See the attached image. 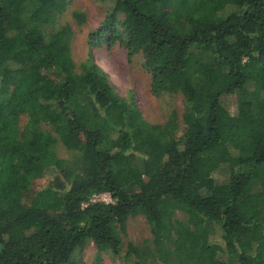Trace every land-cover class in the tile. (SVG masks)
Wrapping results in <instances>:
<instances>
[{
    "label": "trees",
    "instance_id": "1",
    "mask_svg": "<svg viewBox=\"0 0 264 264\" xmlns=\"http://www.w3.org/2000/svg\"><path fill=\"white\" fill-rule=\"evenodd\" d=\"M67 5L0 0V264H77L90 242L121 264H264V0H115L89 44L141 55L154 96H181L162 122L91 53L76 71ZM137 215L150 236L124 243Z\"/></svg>",
    "mask_w": 264,
    "mask_h": 264
},
{
    "label": "rangeland",
    "instance_id": "2",
    "mask_svg": "<svg viewBox=\"0 0 264 264\" xmlns=\"http://www.w3.org/2000/svg\"><path fill=\"white\" fill-rule=\"evenodd\" d=\"M115 0H68L67 10L62 17V21H68L73 28L74 36L72 40V56L76 64V71L79 72V64L89 53H91L95 63L104 70L115 89L122 97H126L131 92L136 103L141 110L143 116L151 122H162V114L164 108L169 104L175 106L177 111L182 108L181 96L168 99L169 104L160 102L150 89V74L143 65V58L136 54L132 58H127L125 49L119 44L111 47L105 45H90L88 34L95 29L107 13L114 7ZM79 10L85 14V22L78 26L72 18V11ZM119 18H123V14L119 13ZM222 104L228 109L230 114L236 112V96L228 95L222 99ZM25 122V118L21 119V125ZM56 150L59 156L68 157L67 151L56 142ZM27 153V152H26ZM219 176V175H217ZM45 182L44 179L40 180ZM112 198V197H111ZM176 217L181 220H187L189 214L186 212H177ZM150 236L149 229L145 219L140 216H133L127 220L126 234L123 235L124 243L133 241L139 243ZM181 248L191 246V240L188 236L183 235L177 240ZM77 264H121L104 253L97 254L95 246L90 242L81 251L77 258ZM123 264V263H122ZM125 264H132L131 261Z\"/></svg>",
    "mask_w": 264,
    "mask_h": 264
},
{
    "label": "built area",
    "instance_id": "3",
    "mask_svg": "<svg viewBox=\"0 0 264 264\" xmlns=\"http://www.w3.org/2000/svg\"><path fill=\"white\" fill-rule=\"evenodd\" d=\"M91 202L95 201H102L105 203H111L113 202V199L111 198L110 194L108 192H102V193H95L90 197Z\"/></svg>",
    "mask_w": 264,
    "mask_h": 264
}]
</instances>
